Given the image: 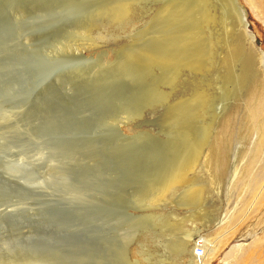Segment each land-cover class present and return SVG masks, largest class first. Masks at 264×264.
Returning <instances> with one entry per match:
<instances>
[{"label":"rangeland","instance_id":"1","mask_svg":"<svg viewBox=\"0 0 264 264\" xmlns=\"http://www.w3.org/2000/svg\"><path fill=\"white\" fill-rule=\"evenodd\" d=\"M235 1L248 34L216 0H0V264H195L189 234L218 240L205 264H236L264 238L262 196L240 179L264 185V146L251 164L237 104L252 78L235 59L249 37L264 53V13ZM189 149L191 190L151 203ZM227 166L242 167L232 185Z\"/></svg>","mask_w":264,"mask_h":264},{"label":"bare ground","instance_id":"2","mask_svg":"<svg viewBox=\"0 0 264 264\" xmlns=\"http://www.w3.org/2000/svg\"><path fill=\"white\" fill-rule=\"evenodd\" d=\"M216 1H218V3H220V4H222L223 5V7L225 8V9H227L229 12H231L229 15L231 16V23H230V25H231V28H233V26H235V28L233 29L234 31H235V33H236V31H241V32H243V33H245V34H248V32H247V27H245V26H247L246 25V23H245V21H244V18L242 17V13H241V10H240V8L237 6V3H236V1L235 0H216ZM256 1V5H258L257 7L258 8H260V9H262V12L264 13V0H255ZM254 3V2H253ZM131 5V4H130ZM255 5V4H254ZM214 8V7H213ZM255 8V7H254ZM224 9V10H225ZM222 13V12H221ZM111 14V13H110ZM208 14V13H207ZM217 15V14H216ZM261 15V14H260ZM211 16V15H210ZM228 16V15H227ZM130 17V16H129ZM216 19V18H215ZM191 21V20H190ZM202 21V20H201ZM264 21V20H263ZM157 22V21H156ZM199 22V21H198ZM172 23V22H171ZM206 23V22H205ZM160 24V23H159ZM215 24V23H214ZM153 26V25H152ZM180 26H182V25H180ZM212 26V25H211ZM223 26V25H222ZM228 28V27H227ZM230 28V27H229ZM228 28V29H229ZM171 30V29H170ZM224 31V30H223ZM230 31V30H229ZM209 32V31H208ZM151 33V32H150ZM155 34V33H154ZM154 34H152L153 35V37H154ZM144 35V34H143ZM156 35V34H155ZM173 35V34H172ZM174 36V35H173ZM230 36V35H229ZM151 37V36H150ZM152 37V41H153V38ZM164 37H165V35H164ZM156 38V37H155ZM189 38V37H188ZM161 39V38H160ZM173 39V38H172ZM172 39L170 38V41H172ZM249 47H250V49H249V51H248V53H244L243 52V50H244V44H246L248 41H245L243 44H237L238 46H239V52L235 55L236 57H235V59L236 60H239L241 63H242V65L244 66V69L242 68V72L244 73L243 75H246V76H250L252 79H254V80H256L255 82V84H252L251 86H250V84H251V80L252 79H250V84H249V87L248 88H246V89H244L245 91H244V93L242 94V96L241 97H243L242 98V100H241V103H239V101H238V107L240 108V109H244V111H246V112H248V116L250 117V119H251V121H250V125H249V128L247 129V137L248 138H251L252 139V151H253V154H251V158H250V162H251V164H253L254 163V161H255V159L257 158V155H258V152H260L261 150H262V148H263V146H264V53L262 54V53H258V51H257V49H256V47L254 46V43H253V37L251 38V37H249ZM163 40V39H162ZM161 40V41H162ZM174 40H176L175 38H174ZM208 40V39H207ZM158 41V40H157ZM177 41V40H176ZM179 41H180V39H179ZM182 41V40H181ZM225 41H227L226 39H225ZM235 41V40H234ZM148 42H149V40H148ZM182 43V42H181ZM184 43H187L186 41H184ZM210 43V42H209ZM235 43H236V41H235ZM139 45V44H138ZM157 45V44H156ZM170 45V44H169ZM183 45V43L181 44V45H179V48L181 47ZM189 45H191L190 43H189ZM148 46V45H147ZM152 46V45H151ZM176 46V45H175ZM186 46V45H185ZM204 46V45H203ZM233 46V45H232ZM149 47V46H148ZM182 48V47H181ZM224 48V47H223ZM229 48V47H228ZM227 48V49H228ZM145 49L146 48H143V47H138L137 48V55L139 56V59L140 60H143V58L148 54L147 52H145ZM170 49V48H169ZM197 49V48H196ZM166 50H167V47H166ZM171 50V49H170ZM170 50H168V51H170ZM183 50V49H182ZM182 50H180L181 52H182ZM208 50V49H207ZM229 50V49H228ZM126 51V50H125ZM159 51V50H158ZM172 51V50H171ZM179 51V50H178ZM178 51H175V53L174 54H176V52H178ZM245 51V50H244ZM149 52V51H148ZM173 52V51H172ZM183 53V52H182ZM155 54H156V52L154 53L153 51H151V53H149V55H147V57H149L150 59H151V61H152V59L153 60H155V63H152L151 65H148V66H150V67H154V65H159V67H162V66H165V65H168L169 64V61H164V59H162L161 61H159V59L156 61V58H157V56H155ZM184 54V53H183ZM225 54V53H224ZM229 54V53H228ZM179 55V54H178ZM189 56H190V53L188 54ZM227 55V54H226ZM184 56V55H183ZM218 56H220V55H218ZM222 56V55H221ZM224 56V55H223ZM177 56H175L174 58H176ZM186 57V56H185ZM192 57V56H191ZM193 57H194V55H193ZM177 58H179V57H177ZM224 58V57H223ZM228 58V57H227ZM230 58H231V56H230ZM150 59H146V60H150ZM166 59H167V57H166ZM181 59H182V57H181ZM185 59V58H184ZM168 60H172V58H170L169 56H168ZM178 60H180V59H178ZM222 60V62H223V59H221ZM230 60V59H229ZM231 60H233V59H231ZM185 61V60H184ZM197 61V60H196ZM174 62V61H173ZM182 62H183V59H182ZM200 62V61H199ZM197 63V65L198 64H200V63ZM206 61H204V63H205ZM218 62V61H217ZM225 62V61H224ZM171 63V62H170ZM187 63H189V62H187ZM201 63H203V62H201ZM227 63V62H226ZM143 64V63H142ZM183 64H185V63H183ZM220 64V63H219ZM222 64H224V63H222ZM227 64H229V63H227ZM145 65H146V63H145ZM145 65H144V67H145ZM170 65V64H169ZM172 65H174V64H172ZM177 65V64H176ZM182 65V64H181ZM188 65V64H187ZM204 66H205V64H203ZM224 65H226V64H224ZM190 66V65H189ZM189 66H187V67H189ZM199 66H201V65H199ZM206 66H207V64H206ZM223 66V65H222ZM262 66V67H261ZM157 67V66H156ZM178 67V66H177ZM202 67V66H201ZM226 67H227V65H226ZM163 68V67H162ZM179 68V67H178ZM189 69V68H188ZM188 69H186V70H188ZM144 70H146V68L144 69ZM162 70V69H161ZM189 70H191V69H189ZM150 71H153V70H151V68H150ZM157 71H158V69H157ZM167 71V70H166ZM182 71V70H181ZM184 71H185V69H184ZM141 72V71H140ZM161 72V71H160ZM162 72H163V70H162ZM169 72V71H168ZM167 72V73H168ZM188 72V71H187ZM190 72V71H189ZM196 72V71H195ZM146 73V72H145ZM150 73V72H149ZM149 73H148V75H149ZM153 73V72H152ZM179 73V72H178ZM141 74V73H140ZM143 74H144V72H143ZM164 74V73H163ZM183 74V73H182ZM182 76V75H181ZM174 78V77H173ZM175 78H178V77H175ZM183 78V77H182ZM142 79V78H141ZM144 79V78H143ZM140 80V79H139ZM253 80V81H254ZM179 81V80H178ZM249 81V80H248ZM247 81V82H248ZM169 83V82H168ZM167 83V84H168ZM200 83V82H199ZM253 83V82H252ZM172 84V83H171ZM169 85V84H168ZM146 86V85H145ZM173 86V85H172ZM144 87V86H143ZM170 87H171V85H170ZM245 87V86H244ZM175 88V87H174ZM146 89V88H145ZM161 90V89H160ZM161 92V91H160ZM166 92V91H165ZM204 93V92H203ZM202 93V94H203ZM206 93V92H205ZM160 94V97H161V94L162 93H159ZM169 94V93H168ZM199 94H200V92H199ZM204 95H206V94H204ZM143 96V95H142ZM162 96H164V95H162ZM216 96V95H215ZM168 97V96H167ZM166 97V98H167ZM195 97V96H194ZM139 98V97H138ZM196 98H198L197 96H196ZM168 99V98H167ZM184 99V98H183ZM189 99V98H188ZM187 99V100H188ZM202 98H200V101L202 102V100H201ZM204 99V98H203ZM209 99V98H208ZM197 100V99H196ZM243 100H244V102H243ZM191 101V100H190ZM199 101V102H200ZM206 101V100H205ZM198 102V101H197ZM200 102V103H201ZM140 103V102H139ZM199 103V104H200ZM198 104V103H197ZM198 104V105H199ZM202 105V104H201ZM208 105V104H207ZM236 105V106H237ZM174 106V105H173ZM171 107V106H170ZM170 107H169V109H170ZM173 108V107H172ZM199 108V107H198ZM239 110V109H238ZM177 111V110H176ZM201 111H202V109H201ZM171 112V111H170ZM182 111H180V113H181ZM240 112V111H239ZM204 113H206V111L204 112ZM168 114V113H167ZM174 114V113H173ZM179 114V113H178ZM193 114V113H192ZM199 114H201V113H199ZM239 114V113H238ZM180 115V114H179ZM195 115V114H194ZM202 115V114H201ZM205 115V114H204ZM168 116V115H167ZM173 116V115H172ZM199 116V115H198ZM229 116V115H228ZM244 116V115H243ZM164 117H165V115H164ZM177 117V116H176ZM232 117H235L234 116V114H232ZM200 118V117H199ZM183 119V118H182ZM168 120H171V119H169L168 118ZM177 120V119H176ZM179 121V120H178ZM191 122V121H190ZM207 122V121H206ZM166 123H167V121H166ZM178 123V122H177ZM187 123V122H186ZM163 124V123H162ZM182 125V124H181ZM183 125H184V123H183ZM207 125V124H206ZM166 126V125H165ZM209 127H210V125H208ZM170 127V126H169ZM181 127V126H180ZM188 127V126H187ZM224 127H225V125H224ZM223 127V128H224ZM167 128V127H166ZM165 128V129H166ZM173 128H174V126H173ZM177 128V127H176ZM189 128H191V127H189ZM188 128V129H189ZM230 128V127H229ZM168 130L170 129V128H167ZM183 129H184V127H183ZM187 129V128H186ZM187 129V130H188ZM209 129V128H208ZM207 129V132L209 131ZM234 129V128H233ZM171 130H173V129H171ZM175 130V129H174ZM177 130H179L178 128H177ZM190 130V129H189ZM192 130V129H191ZM224 130V129H223ZM180 131V130H179ZM185 131V130H184ZM193 131V130H192ZM225 131H226V129H225ZM175 132V131H174ZM174 132H171V133H174ZM181 132V131H180ZM191 132V131H190ZM178 133V132H177ZM184 133V132H183ZM221 133H223V131L221 132ZM227 133V132H226ZM166 134V133H165ZM176 134V133H175ZM175 134H173V135H175ZM181 134V133H180ZM191 134V133H190ZM193 134V133H192ZM191 134V135H192ZM196 134V133H195ZM204 135L203 136H205L206 134L205 133H203ZM211 134H212V132H211ZM183 135V134H182ZM186 135V134H185ZM209 135V134H208ZM189 136V135H188ZM173 137V136H172ZM176 137H177V135H176ZM195 137V136H194ZM208 137H210V136H208ZM171 138V137H170ZM192 138H193V136H192ZM196 138V137H195ZM205 138H206V136H205ZM194 139V138H193ZM197 139V138H196ZM204 139V138H203ZM195 140V139H194ZM197 140H199V139H197ZM185 141V140H184ZM206 141V140H205ZM170 142V141H169ZM199 142V141H198ZM203 142H204V140H203ZM179 143H180V141H179ZM205 143V142H204ZM207 143V142H206ZM161 144H162V142H161ZM202 144V143H201ZM163 145V144H162ZM187 145V144H186ZM196 145H199V143L198 144H196ZM206 145V144H205ZM170 146V145H169ZM179 146V145H178ZM182 147V146H181ZM179 148H180V146H179ZM184 148V147H183ZM187 148H188V146H187ZM196 148V147H195ZM203 148V147H202ZM197 149V148H196ZM172 150V149H171ZM178 150H180V149H178ZM188 150V149H187ZM189 150H191V149H189ZM203 150V149H202ZM175 151H176V149H175ZM183 151V150H182ZM185 151V150H184ZM183 151V152H184ZM201 151V150H200ZM154 152V151H153ZM186 153H183L182 154V156L179 158V163L175 166V167H173V169L171 170V168H169L168 166H166V174L165 173H163L164 175H162V176H164L163 177V179L161 180L160 178L161 177H159V179L161 180V182L159 183V185H154L153 184V189H152V194L150 195L149 194V198H150V201H151V203L152 202H156V201H163V200H165L166 199V197H167V195H169L172 191H174V190H176L177 188H179V187H181V186H187V185H189V184H191L190 182H192V180H194L193 178H191V177H193V176H191L190 177V172L192 173V171H193V169H194V167L196 166V163H197V155H199V153H196V152H194L193 150H191V152L190 151H185ZM190 152V153H189ZM152 153V152H151ZM175 153V152H174ZM202 153V152H201ZM201 153H200V155H201ZM166 154V153H165ZM216 154H218V153H216ZM181 155V154H180ZM199 155V156H200ZM176 156V155H175ZM177 157H178V155H177ZM199 158V157H198ZM169 160V159H168ZM200 160V159H199ZM170 161H171V159H170ZM207 161V160H206ZM205 161V162H206ZM168 162V161H167ZM166 162V163H167ZM176 162V161H175ZM217 162H218V164L220 163V157L219 158H216V159H214V164L216 165V168H217ZM165 163V162H164ZM165 163V164H166ZM198 163H199V161H198ZM209 163V162H208ZM169 165V164H168ZM198 165V164H197ZM169 166H171V165H169ZM196 168V167H195ZM226 168V172H228V180L230 179V185H232L233 183H235L236 182V180L239 178V174H241V169H242V167L241 168H238V169H235V172L234 173H232V172H230V167L229 166H227V167H225ZM235 168V167H234ZM248 168V167H247ZM264 168V167H263ZM151 169V168H150ZM218 170H220V167H219V165H218V168H217ZM250 169H248V171H249ZM163 171V170H162ZM161 171V172H162ZM194 171H195V169H194ZM221 171V170H220ZM251 171V170H250ZM250 171H249V173H250ZM160 172V171H159ZM192 174H195V173H192ZM263 175H264V171H263ZM251 176V175H250ZM255 176V175H254ZM253 176V177H254ZM261 177V176H260ZM264 177V176H263ZM191 178V179H190ZM241 178H243L244 179V182L243 183H246V187L248 188V187H250V192H249V194H248V196L247 197H250V199L251 198H258L259 196H262V198L261 197H259V198H261L262 199V201L264 202V185H260V183H259V180H258V178H256V177H254L253 178V180H250V179H245L243 176L242 177H240V179ZM191 180V181H190ZM190 181V182H189ZM257 182V183H256ZM189 183V184H188ZM256 183V184H255ZM187 184V185H186ZM195 184V183H194ZM253 184H255L254 186H253ZM261 184H263V183H261ZM196 185V184H195ZM198 185V184H197ZM191 186V185H190ZM193 186L194 185H192V191L190 192L191 193V195L192 196H189V197H187L188 199L190 198V197H193V196H195V198H196V195H198L200 192V190L202 189H199V190H197V188L196 189H193ZM198 186H200V185H198ZM151 187V186H150ZM188 187V186H187ZM196 187V186H195ZM194 187V188H195ZM201 187V186H200ZM200 187H198V188H200ZM189 188V187H188ZM191 188V187H190ZM189 188V189H190ZM184 189V188H183ZM187 190V189H186ZM191 190V189H190ZM202 191V190H201ZM199 192V193H198ZM184 192H182V194H183ZM188 193V192H187ZM198 193V194H197ZM202 193V192H201ZM200 193V194H201ZM189 194V193H188ZM203 194V193H202ZM260 194H262V195H260ZM187 195V194H186ZM190 195V194H189ZM188 196V195H187ZM184 197V196H183ZM186 197V196H185ZM181 198H182V196H181ZM186 199V198H185ZM182 201H183V199H181ZM192 201H194L193 199H191ZM185 201V200H184ZM187 201V200H186ZM164 202H166V201H164ZM264 214V213H263ZM226 235V234H225ZM220 236H222V235H220ZM185 237H187V235L185 236ZM194 236L193 235H191V234H189L188 235V237H187V239L185 238V244L187 245V247H190L191 246V248L193 249V251H194V255H195V258H196V261H195V264H205L206 263V261L208 260H210L211 258H212V256L214 255V253L216 252V250H217V246H218V240H213V241H211V242H209L208 240H206L205 238H202V239H200V240H198V242L196 243V242H194V238H193ZM219 237V236H218ZM184 245V244H183ZM185 245V246H186ZM252 245V244H251ZM264 238L263 239H259L258 241H257V243H254V246L252 245V248H250V252H247V253H244L245 252V250L243 251V255H240V256H242L240 259H238V262L236 263V264H250V263H252V259H254V257H256V255H258V256H264ZM261 248H263V250H260ZM196 249H200V252H195V250ZM239 249V248H238ZM238 249H236L235 247H233V248H231L230 249V251H229V253H227V256L229 255V256H231L234 252H236ZM260 250V251H259ZM256 251H259V253L260 254H256ZM264 264V263H263Z\"/></svg>","mask_w":264,"mask_h":264}]
</instances>
